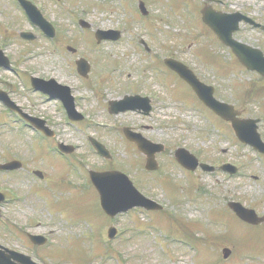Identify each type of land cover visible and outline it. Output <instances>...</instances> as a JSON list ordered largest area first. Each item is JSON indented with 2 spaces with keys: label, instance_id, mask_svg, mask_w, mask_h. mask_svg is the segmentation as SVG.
<instances>
[{
  "label": "rangeland",
  "instance_id": "1",
  "mask_svg": "<svg viewBox=\"0 0 264 264\" xmlns=\"http://www.w3.org/2000/svg\"><path fill=\"white\" fill-rule=\"evenodd\" d=\"M52 1L42 10L56 29L50 39L12 0H0V48L12 65L11 70H0V89L26 112L47 120L54 131L52 139L41 140L0 102V162L18 159L23 164L19 172H0V190L11 191L9 201L0 206V243L26 248L43 264H264V229L248 227L226 208L233 200L264 214V156L240 144L230 126L214 118L191 89L162 66L167 56L179 59L213 84L219 99L245 108L252 117L264 115V98H243L250 77L237 72L232 54L200 17L202 5L209 4L264 22V0H144L148 14L143 17L138 0ZM79 18L88 21L90 29L82 30ZM96 29H117L121 37L97 44ZM20 31H30L36 39L25 41ZM236 37L264 45V35L255 29L242 27ZM69 45L76 53L67 51ZM81 57L91 64L89 80L76 72L74 61ZM28 76L53 77L68 85L83 121L67 119L58 100L48 101L30 88ZM136 93L150 98L147 116L108 113L110 100ZM124 126L163 144L155 157L157 172H145L140 152L121 133ZM259 132L264 140V119ZM89 136L111 151L110 159L92 150ZM57 142L73 146L71 157L57 152ZM177 147L213 166L231 161L237 171L233 176L199 169L189 173L173 158ZM85 168L123 171L146 197L163 205L162 210L133 209L108 219ZM32 169L41 170L43 180ZM112 225L117 234L109 241L106 232ZM24 231L50 241L32 250L23 236L24 247L16 235ZM223 247L232 252L226 260Z\"/></svg>",
  "mask_w": 264,
  "mask_h": 264
},
{
  "label": "water",
  "instance_id": "2",
  "mask_svg": "<svg viewBox=\"0 0 264 264\" xmlns=\"http://www.w3.org/2000/svg\"><path fill=\"white\" fill-rule=\"evenodd\" d=\"M25 13H27L30 21L38 25L45 34L52 35V27L49 23H46L41 14L38 13L37 9L34 8L30 2L26 0H17ZM140 8L145 10L143 4H140ZM203 21L204 23L211 27L217 37L222 40V42L232 48V51L239 57L241 60L246 61V64L249 68L257 67L260 65L251 64L247 61L250 60H261V55L259 51L251 49L244 44H240L236 42L232 33L238 29V22L241 18V15L237 13L232 14H224L221 12H215L210 7L204 9L202 11ZM23 38L32 39L33 36L29 33H23ZM119 36L118 31H108V32H99L97 34V39L101 38L107 39H115ZM165 64L169 66L174 72L179 74V76L187 82L196 92L200 101H202L207 107L217 113L220 117L225 120H229L232 123V127L237 134L238 138L243 143L250 144L255 150L264 153V143L261 142L260 136L258 132H256V121L254 120H238L236 118V112L233 110L232 106L218 102L213 97V89L212 87L206 86L201 81H198L194 73L188 69L181 62L174 61L172 59L165 60ZM79 65V72L85 74L89 65L82 59L77 62ZM0 67L8 68L9 60L7 57H4L2 52L0 51ZM264 76V70L261 71ZM32 87L36 90H41L43 93L47 94L49 98H58L62 100L64 108L67 110V114L70 119L80 120L81 116L76 113L73 104V97H70V91L68 88L63 86H58L55 84L53 80H49V82H44L41 79H32ZM0 101L4 103L6 107H8L11 111L19 112L22 117L28 121L31 125H33L36 129L44 131L46 134H50L46 127H44V121L38 120L32 117H28L26 114L20 111L19 107L15 106L14 103L9 100L6 93L0 91ZM110 111L112 113H116L119 111H126V109L135 110L137 108H142L144 113L147 114L149 110L148 99H141L139 96L136 97H128L121 101H115L110 103ZM126 138H129L131 141L135 142L137 148H139L143 153L147 155V168H150V165L155 163L153 159V155L155 151H159L162 147L153 145L150 141L148 142L145 138L141 137L140 134L135 135L129 131V129H125L124 131ZM93 147L98 151V153L104 157L108 156L107 150H104V147L90 138ZM59 149L61 152L71 151V148L59 145ZM175 158H177L178 162L184 167L193 170L197 165V159L190 155L185 149L181 148L175 151ZM20 164L17 162H10L8 164H0L1 169L17 168ZM203 169H207L206 165H201ZM36 174H38L36 172ZM91 182L94 184L97 192L100 195V204L102 206L103 211L110 216H115L117 213L121 211H127L131 207L134 206H143L145 209H160L156 202L150 201L146 197H144L141 193L137 192L135 187L133 186L132 181L128 180L127 176L120 171H107V172H90ZM3 197L0 195V201ZM229 207L233 209L237 216L243 219L246 222H250L252 224H260V222L264 223V216L258 217L253 209H246L240 203L230 202ZM115 233L114 228H110L108 232L109 238L113 236ZM225 256L229 254L227 249L223 250ZM16 257L23 264H34L32 261L28 259V257L18 256L15 253H11L10 255H6L5 253L0 252V264H11L10 258Z\"/></svg>",
  "mask_w": 264,
  "mask_h": 264
},
{
  "label": "flooded vegetation",
  "instance_id": "3",
  "mask_svg": "<svg viewBox=\"0 0 264 264\" xmlns=\"http://www.w3.org/2000/svg\"><path fill=\"white\" fill-rule=\"evenodd\" d=\"M31 2H33V0H30ZM34 4H38L40 6V11L42 12V10L44 9V7H46L47 4L51 3L53 4V1L52 0H45L44 2H33ZM239 26L240 28L235 32L234 34V37L239 40V41H242V42H245L247 43L245 40L243 39H240L239 37H236L237 34L241 31V28L242 27H246V28H249V29H255L257 31H259L261 34L264 35V29H263V26H264V22L262 21H258L256 19H252L250 22H246V21H240L239 23ZM249 44V43H247ZM249 45H253V46H256L258 47L261 52H262V56L264 57V45L262 44H249ZM236 60V65H237V72H240L241 74H244L248 77H250L249 79L251 81H248L247 83H244V89L246 88L248 90V93L249 96H261L262 98H264V77L261 75V70L263 69L264 70V58H262L261 60H251L249 61L248 63H251V64H257V65H260V66H257V67H253V68H248L244 62H241L240 60L238 59H235ZM243 86L240 87V90L242 89L243 90ZM241 90V91H242ZM254 92H259V93H254ZM254 93V94H253ZM247 94L244 95V93L242 92V96L244 98V96H246ZM258 99V98H257ZM264 105V104H263ZM262 105V106H263ZM234 107L235 109L240 113L239 117L240 118H245V117H250L248 116V114H246V111H245V108H239L235 103H234ZM264 114V113H263ZM260 118V121L264 119V115H261L259 116ZM229 126L230 123H227ZM228 161V160H226ZM224 163V162H223ZM222 164V163H221ZM220 164V165H221ZM217 168H219V165L217 166ZM18 236V238H22L24 239L23 236H25V239H27V243H28V248H36V247H39L37 246L36 244L33 245L32 243H30L29 239H28V233L24 231V234H16ZM24 241V240H23ZM12 249V248H11ZM22 252H28L27 249L22 251Z\"/></svg>",
  "mask_w": 264,
  "mask_h": 264
}]
</instances>
